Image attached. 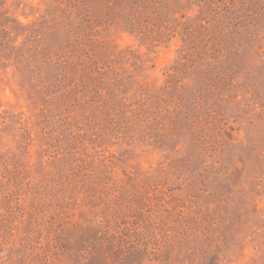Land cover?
Returning <instances> with one entry per match:
<instances>
[{"label": "rangeland", "instance_id": "374dc122", "mask_svg": "<svg viewBox=\"0 0 264 264\" xmlns=\"http://www.w3.org/2000/svg\"><path fill=\"white\" fill-rule=\"evenodd\" d=\"M0 0V264H264V0Z\"/></svg>", "mask_w": 264, "mask_h": 264}, {"label": "trees", "instance_id": "16d2710c", "mask_svg": "<svg viewBox=\"0 0 264 264\" xmlns=\"http://www.w3.org/2000/svg\"><path fill=\"white\" fill-rule=\"evenodd\" d=\"M161 0H132L130 18L128 19L132 31H136L144 36L148 35V25H141L138 19L143 16V10L153 8L156 12L161 11Z\"/></svg>", "mask_w": 264, "mask_h": 264}]
</instances>
